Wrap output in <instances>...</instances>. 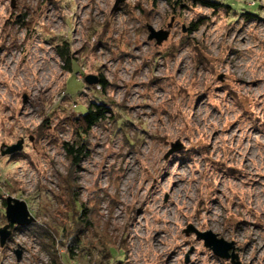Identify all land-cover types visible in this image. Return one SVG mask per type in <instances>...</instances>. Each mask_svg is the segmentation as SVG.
Returning a JSON list of instances; mask_svg holds the SVG:
<instances>
[{
    "label": "rangeland",
    "instance_id": "obj_1",
    "mask_svg": "<svg viewBox=\"0 0 264 264\" xmlns=\"http://www.w3.org/2000/svg\"><path fill=\"white\" fill-rule=\"evenodd\" d=\"M213 1L235 12L191 0H0V150L22 141L15 157L0 152V227L12 197L54 241L44 249L13 229L0 264H58L80 206L91 226L74 264H230L189 227L233 242L241 264H264V0ZM148 26L168 39L147 40ZM64 42L70 72L55 53ZM89 101L111 114L79 140L65 118ZM79 141L85 157L69 177L61 144Z\"/></svg>",
    "mask_w": 264,
    "mask_h": 264
},
{
    "label": "trees",
    "instance_id": "obj_2",
    "mask_svg": "<svg viewBox=\"0 0 264 264\" xmlns=\"http://www.w3.org/2000/svg\"><path fill=\"white\" fill-rule=\"evenodd\" d=\"M153 1L155 3L158 2L159 0H153ZM180 2L181 1H176L174 4L179 5ZM191 3H193L194 6L199 5L201 7L210 9L212 11H218L220 7H223L224 9H227V12L228 11L235 12L233 11L230 5L220 4L213 0H191ZM119 7L121 9V7H123V4H120ZM240 15L245 17H252V16L255 17V15L246 12L241 13ZM191 26L197 27V25L194 23ZM191 30H195V29H191ZM55 53L58 56V58L64 63L63 69L70 72L72 68L73 60L70 54L68 43L64 42L61 46L55 45ZM97 86L101 92H104L105 89L108 87L106 80L101 75H98ZM109 114H111V109L105 104L89 101V105L87 106L86 113L81 115L73 114L71 116H68L65 118V122H68L70 124L73 133L79 139V138H83L84 136H87L91 131V129L96 125H98L101 121L105 120L107 118V115ZM49 120H50L49 118H46V120H44L43 127L45 126L47 128V126L50 124ZM81 142L83 141H79L78 143H72V144L70 143L61 144L66 154V158L69 161V172H68L69 177L71 176V171L74 170L75 168H79V165L82 162V158L85 157V153H84L85 146L84 144L81 145L80 144ZM17 154L9 156V158H13ZM2 205L5 208V198L2 200ZM80 208L81 210L78 212L79 214L77 215V218L75 217L76 213L72 215L74 216V218H76L74 219L76 220L74 229H72L73 236L68 240L66 244V253L58 255V262H59L58 264H74L73 260L77 253L76 249H78L81 244L80 237L91 226L90 221L88 219L89 216L88 209L84 208L83 206H80ZM1 214L3 215L4 212ZM15 230H20V231L31 230L34 234L39 236L41 242L43 240L42 243L44 249H50L54 245V241L50 242L49 244L44 243V240L50 241V238H52V234L49 232L48 229H46L44 226L36 224V222L28 227H16ZM61 230L62 233H64L66 231V227L62 228ZM54 264H56L55 261Z\"/></svg>",
    "mask_w": 264,
    "mask_h": 264
},
{
    "label": "water",
    "instance_id": "obj_3",
    "mask_svg": "<svg viewBox=\"0 0 264 264\" xmlns=\"http://www.w3.org/2000/svg\"><path fill=\"white\" fill-rule=\"evenodd\" d=\"M50 1V0H47ZM124 0H115L113 9L117 8ZM147 40L154 41L157 46L161 45L169 37L168 30H155L151 26L147 27ZM86 84L92 86L98 84L96 76L88 75L84 78ZM22 151V141H19L10 146L1 148V156H12ZM4 216L6 224L0 228V247H5L9 241L13 229L16 227H28L35 223V218L30 214L27 204L24 201L14 199L12 197L5 198ZM188 231L195 233L197 239L203 242L204 248L211 251L212 255L220 260L229 261L230 264H241L238 256L235 253V246L233 242H227L218 238L211 231L199 232L189 227ZM16 259L21 256L20 250H15ZM187 262V259H185Z\"/></svg>",
    "mask_w": 264,
    "mask_h": 264
},
{
    "label": "bare ground",
    "instance_id": "obj_4",
    "mask_svg": "<svg viewBox=\"0 0 264 264\" xmlns=\"http://www.w3.org/2000/svg\"><path fill=\"white\" fill-rule=\"evenodd\" d=\"M162 180H163V179H162ZM175 188H176V192H177V194H176V195L178 196V195H179V193L183 191V189H182V188H180V187H178V186H176ZM169 214H170V216H172V215H173V214H172V212H169Z\"/></svg>",
    "mask_w": 264,
    "mask_h": 264
},
{
    "label": "built area",
    "instance_id": "obj_5",
    "mask_svg": "<svg viewBox=\"0 0 264 264\" xmlns=\"http://www.w3.org/2000/svg\"><path fill=\"white\" fill-rule=\"evenodd\" d=\"M86 84V83H85ZM85 87H87V85H84ZM92 86H94V88H96V91H98L99 90V88H98V86H97V84L96 85H92ZM97 86V87H96ZM84 90V89H83ZM100 91V90H99ZM62 151H63V153L65 154V152H64V150L62 149ZM11 238V237H10ZM10 240V239H9Z\"/></svg>",
    "mask_w": 264,
    "mask_h": 264
}]
</instances>
